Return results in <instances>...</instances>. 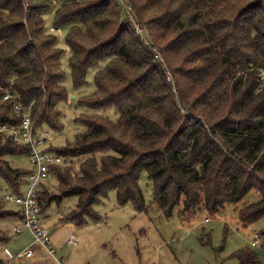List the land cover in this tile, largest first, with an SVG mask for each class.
<instances>
[{
	"label": "trees",
	"instance_id": "16d2710c",
	"mask_svg": "<svg viewBox=\"0 0 264 264\" xmlns=\"http://www.w3.org/2000/svg\"><path fill=\"white\" fill-rule=\"evenodd\" d=\"M56 1L49 25L45 13ZM124 1L131 8L120 0H0V125L20 123L16 102L30 107L39 131L64 130L61 107L72 93V107L81 108L73 121L83 129L49 145L67 160L52 167L58 191L39 186L42 213L53 201L77 195L66 218L77 224L98 219L93 204L111 190L119 204L147 211L146 172L165 216L214 215L255 188L259 198L235 209L244 225L259 220L264 0ZM8 91L13 96L5 98ZM109 107L115 118L92 113ZM28 151L0 129V175L17 193L27 187L24 174L31 168L14 166L9 156ZM17 215L19 206L0 203V218ZM259 234L264 246V228ZM230 257L263 264L242 248Z\"/></svg>",
	"mask_w": 264,
	"mask_h": 264
},
{
	"label": "rangeland",
	"instance_id": "374dc122",
	"mask_svg": "<svg viewBox=\"0 0 264 264\" xmlns=\"http://www.w3.org/2000/svg\"><path fill=\"white\" fill-rule=\"evenodd\" d=\"M120 1L125 8H131L124 0ZM57 4L58 1L54 4L55 7L45 13L49 25ZM52 29L56 28L52 27ZM66 48L68 51L67 45ZM92 74L93 70L88 74L90 80ZM168 79L173 80L170 71H168ZM69 82L70 75L67 85L71 87ZM93 89L94 85L90 91ZM73 98L69 96L67 104L60 106L67 116L64 118L63 131H51L52 142L56 145L64 144L67 139L74 137L77 130L83 129L82 124L75 125L73 121V116L81 109L72 107L75 100ZM111 108L96 109L92 113H106L111 118H115L117 115ZM9 160L14 166L31 168L26 155L9 156ZM80 162L77 159L72 164L76 163L74 167L77 169ZM24 176L27 180L28 172ZM26 180L23 186L27 185ZM44 183L54 191H58V180L53 171ZM141 186L148 204V210L143 212L138 211L131 203L119 204L115 190H111L100 202L93 204L99 213V218L89 216L80 225L66 218L77 205V195L63 197L61 201H53L47 207L46 224L52 231L53 240L55 242L60 240L56 243L61 242L64 245L61 252L66 256L67 264H235L237 258L230 256L241 248L256 252L264 264L263 238L260 234L259 237L255 235L264 228V216L244 225L240 223L235 209L245 202L258 199L260 195L257 189H251L241 200L227 205L223 211L214 215L202 210L188 218L177 211L172 216H165L157 209L153 201V185L151 180H148L146 172H143ZM6 191H13V188L0 175V203L3 202L9 208L15 209L17 204L4 200ZM6 223H9L8 219L0 218V228H6ZM72 233L83 239L79 249L77 246L74 249L67 243V238ZM255 239L257 244L253 245L252 241ZM4 247L5 242L0 239V258L3 259ZM23 259L25 258H21V261L11 260L7 256L6 262L11 260L9 264H25L26 260ZM44 260L47 261L45 264H58L46 257Z\"/></svg>",
	"mask_w": 264,
	"mask_h": 264
},
{
	"label": "built area",
	"instance_id": "2783aa9c",
	"mask_svg": "<svg viewBox=\"0 0 264 264\" xmlns=\"http://www.w3.org/2000/svg\"><path fill=\"white\" fill-rule=\"evenodd\" d=\"M137 30L140 32L141 28L137 26ZM12 96L13 94L8 91L5 98ZM14 109L21 114L20 123L12 127L0 125V129L7 130L15 141L28 145L27 158L31 164V170L28 175L27 187L21 193L6 191L3 198L19 206L22 225L31 231L32 241L25 250L17 254L12 253L8 249H6V252L10 259H21L33 255L34 249L32 245L38 244L46 247L49 253L55 255L56 248L51 232L44 221L38 189L49 176L52 167L57 164H63L66 161L62 155L49 148L53 134L48 129L39 131L36 128L30 107L23 105L21 102H16ZM14 230L19 232L21 226H14ZM255 235L257 237L260 236L259 233ZM68 242L74 245L78 244V240L73 235L68 239ZM252 244L256 245L257 239L253 240ZM2 264H9V262H3Z\"/></svg>",
	"mask_w": 264,
	"mask_h": 264
},
{
	"label": "crops",
	"instance_id": "0c3cea01",
	"mask_svg": "<svg viewBox=\"0 0 264 264\" xmlns=\"http://www.w3.org/2000/svg\"><path fill=\"white\" fill-rule=\"evenodd\" d=\"M43 217H44L45 223H47L46 222L47 221L46 210L43 213ZM1 218L8 219L9 223L5 224L6 228H0V235L2 234L0 239H3V241L5 242V247L3 250L4 259H3V257L0 258V264H2L3 262H6L8 255H7V252L5 249H8L9 251H11L14 254H17L18 252L25 250L31 244V241H32L31 231L27 227H24L22 225V219L19 215L9 216V217H1ZM16 225L21 226V230L19 232L14 230V226H16ZM48 228H49V226H48ZM49 230H50L51 236H52V231L50 228H49ZM72 235L75 236L73 233L70 234V236L67 238V243L69 245L73 246L74 249H76V246H77V249H79V246L81 245V241H83V239L81 237L79 238L78 236H75V238L78 240V244H76V245L71 244L68 242V239ZM52 240H53V237H52ZM57 241H60V240H57ZM56 242L53 240V243H54L55 248H56V254L55 255L49 253V251L46 249V247H44L42 245H38V244L32 245L33 249H34L33 255H31L29 257H23V258H25L23 260H26L25 264H45V263H47V261L44 260L45 257L50 259V260H54L58 264H67V260L65 258L66 256L64 255V253L61 252L62 247H64V245H62L61 242H58V244ZM69 258H72V256H69ZM15 259L21 261V259H17V258H15ZM15 259H11V260H15ZM10 261H9V263H10Z\"/></svg>",
	"mask_w": 264,
	"mask_h": 264
},
{
	"label": "water",
	"instance_id": "95a60500",
	"mask_svg": "<svg viewBox=\"0 0 264 264\" xmlns=\"http://www.w3.org/2000/svg\"><path fill=\"white\" fill-rule=\"evenodd\" d=\"M71 96L74 97V95H71ZM66 160H67V159H66ZM66 160H65V161H66Z\"/></svg>",
	"mask_w": 264,
	"mask_h": 264
}]
</instances>
